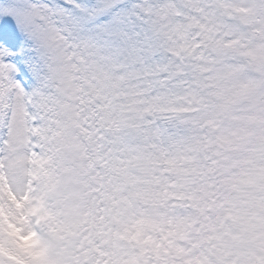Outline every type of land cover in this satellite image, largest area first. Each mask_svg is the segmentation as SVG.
Listing matches in <instances>:
<instances>
[{"label":"snow or ice","instance_id":"1","mask_svg":"<svg viewBox=\"0 0 264 264\" xmlns=\"http://www.w3.org/2000/svg\"><path fill=\"white\" fill-rule=\"evenodd\" d=\"M0 264H264V0H0Z\"/></svg>","mask_w":264,"mask_h":264}]
</instances>
